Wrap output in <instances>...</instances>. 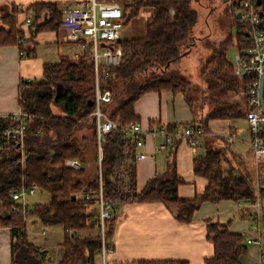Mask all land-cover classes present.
I'll return each mask as SVG.
<instances>
[{
    "label": "trees",
    "instance_id": "obj_1",
    "mask_svg": "<svg viewBox=\"0 0 264 264\" xmlns=\"http://www.w3.org/2000/svg\"><path fill=\"white\" fill-rule=\"evenodd\" d=\"M110 1V0H107ZM122 10L124 26L135 18L142 7L151 9L145 21V35L139 38H125L115 42L121 49V62L108 68V77L101 80L103 88L110 89L111 103L103 106L107 116L119 123L117 129L104 136L101 145V160L98 163L95 118L90 115L94 109V81L92 53L83 48L73 57L60 56L55 63H44L41 81H24L18 86L17 105L25 116L26 129L22 142L2 144L3 131L16 125L8 117H0V227H10L12 242L11 264H42L38 248L27 240L26 217L34 214L45 225L62 227V254L58 264H91L93 256L99 253L102 244L110 246L115 225L116 208L123 203L162 202L175 218L188 223L193 212L203 201L216 202L221 199L254 201L256 183L247 172L234 174L231 168L223 169L221 162L224 149L210 145L217 136L206 137L205 151L193 159L192 171L206 180L201 194L184 199L177 195L183 179L176 171L174 152L166 161V168L150 179L144 188L135 187L136 172L132 144L122 130L131 123L139 124L134 112V103L149 91L180 92L194 114V100L190 95L193 88L190 80L171 69L178 63L185 49H189L195 38L191 34L196 23V11L191 7L193 0H112ZM200 1V0H198ZM217 0H205L206 5ZM253 0L256 7L263 0ZM239 0L234 2L238 5ZM10 6L0 15V46L15 44L25 56L35 55L33 38L41 30H58L63 18L55 2H38L22 8ZM264 13V8H261ZM18 13L30 14L31 24L26 26L29 38H25L24 27L17 24ZM234 33L229 32L220 43L209 44L210 58L200 70L206 87L198 97L207 103L206 113L186 122L202 128L208 135L207 122L210 119L241 118L247 116L246 107L236 99L229 98L244 91L246 78H238L225 55L227 48L235 44L236 51L250 46L244 23L234 17ZM244 98V95H243ZM245 99V98H244ZM245 105V103H244ZM168 132L177 130L171 124ZM86 130L88 135L80 132ZM264 138V134L262 135ZM173 140L171 146L176 144ZM228 142H226V145ZM24 153V159L21 158ZM76 159L80 167H68L66 160ZM130 159V160H129ZM129 160L128 183L124 190L117 183L115 171ZM89 163L92 164L89 165ZM37 184L49 193L45 204L30 206L15 203L9 194L21 185L29 188ZM102 195L114 209L105 219L103 236L98 228V219L91 211L95 206L91 200H84L82 194ZM260 192H263L260 189ZM92 219V220H91ZM206 235L213 252L205 258L204 264H240L246 252L243 235L229 232L225 225L207 220ZM92 232L81 237L80 232ZM137 264H189L185 260L146 259Z\"/></svg>",
    "mask_w": 264,
    "mask_h": 264
},
{
    "label": "crops",
    "instance_id": "obj_2",
    "mask_svg": "<svg viewBox=\"0 0 264 264\" xmlns=\"http://www.w3.org/2000/svg\"><path fill=\"white\" fill-rule=\"evenodd\" d=\"M40 1L55 2L61 9L67 4L81 0H0V15L11 5L25 8ZM27 15L30 16L29 13ZM25 16L24 13H18L17 24L22 22ZM62 18L58 30H41L33 38L35 55L32 57L20 58L19 49L15 44L0 46V115L20 111L17 95L22 80L40 79L44 63H55L60 56L73 57L80 52L76 43L67 42L64 38L68 28L73 24V18L70 15ZM24 33L25 38H29L30 34L26 28ZM134 112L139 117L141 129L145 130L153 124L165 127L173 124L178 128L197 118L183 95L170 90L145 92L134 103ZM207 128H209L208 135L199 139L200 145L194 150L186 140L182 139L171 147L160 149L159 145L163 141L161 136L145 135L143 145L132 148L133 152L144 153L143 158L135 160L137 191L144 188L148 179L164 171L168 155L173 151L176 171L184 181L179 184L177 195L187 199L201 194L207 180L192 171L193 159L204 153L206 137L217 136L223 138L225 142L214 139L210 145L224 149L222 168L230 167L234 174L247 172L256 183V199L250 202L232 199L203 201L193 212L192 220L188 223L176 219L160 201L120 204L115 212L114 232L108 241L112 251L103 257L100 253H96L91 264H137V261L146 259H179L189 264H204L205 258L210 257L213 252L211 242L205 237L207 220L217 221L225 225L229 232L243 235L246 252L241 256L240 264L264 263V159L257 162L254 160L249 144L246 116L227 118V120L213 118L208 120ZM230 133H233L235 142H228L226 145V137ZM118 171H115L112 178H115ZM259 188L263 192H260ZM40 190L48 194L44 200L30 202L25 200L24 203L30 206L34 203L48 202L50 197L48 191L41 188ZM90 209L97 217L96 206H91ZM25 221L27 240L38 248L42 264H58L62 254L59 246L64 232L62 227L44 226L36 215L27 216ZM10 231L8 226L0 227V264H11L12 233ZM90 233L92 232H80V236L84 237ZM246 238H250L253 242L247 243Z\"/></svg>",
    "mask_w": 264,
    "mask_h": 264
},
{
    "label": "built area",
    "instance_id": "obj_3",
    "mask_svg": "<svg viewBox=\"0 0 264 264\" xmlns=\"http://www.w3.org/2000/svg\"><path fill=\"white\" fill-rule=\"evenodd\" d=\"M238 12L240 17L238 20L244 23L247 29V40L250 46L242 50L236 51L234 54V64L232 70L238 78H246L244 82L243 95L245 98V107L247 110V126L249 132V144L255 162L264 159V112L260 105L259 91L260 78L264 71V13L260 7H256L253 0H240L238 3ZM20 12L22 7L17 8ZM237 12V13H238ZM62 16L70 15L73 18V24L68 28V33L64 37L65 40L74 42L82 50L89 48L92 53L93 68L95 74L94 81V109L90 113L95 118L96 142L98 145V163L101 160V145L104 141L106 133L117 129L119 123L112 120L103 110V106L111 103L112 93L110 89L103 88L101 80L108 77V68L121 62V49L115 44L121 39V32L124 27V19L120 5L115 1L107 0H81L74 4H67L61 8ZM236 16V15H235ZM237 17V16H236ZM32 19L26 15L22 22L18 25L26 27L31 24ZM235 29V27H234ZM19 57H24V53L19 51ZM0 117H8L17 124L4 129L2 144L10 145L14 141L22 142L24 131L26 129L25 116L20 112L14 114L0 115ZM125 136L136 147H141L145 135L161 136L163 138L160 149H164L171 145L173 140H186L189 146L194 150L199 145V139L204 135L202 128L185 125L178 127L177 130L168 132L164 125L153 124L147 130L141 129L138 123H131L128 127L122 129ZM233 133L228 134L226 141L235 142ZM24 159V153H21ZM144 153L133 152L135 160L143 158ZM68 167H80V163L76 159L66 160ZM100 188V185H99ZM36 189H40L37 184H32L29 188L21 185L16 191H12L9 197L16 203H20L25 209L24 203L26 196L34 194ZM84 200L94 202L98 213V228L103 236L104 221L110 218L114 212L111 204L103 198L102 188L97 194L81 195ZM92 220V219H91ZM247 243L253 242L250 238H246ZM254 242H256L254 240ZM99 252L102 257L112 251L110 246L102 244ZM259 264H264L260 262Z\"/></svg>",
    "mask_w": 264,
    "mask_h": 264
},
{
    "label": "rangeland",
    "instance_id": "obj_4",
    "mask_svg": "<svg viewBox=\"0 0 264 264\" xmlns=\"http://www.w3.org/2000/svg\"><path fill=\"white\" fill-rule=\"evenodd\" d=\"M237 1L238 0H217L210 5H206L205 0H193L191 3V7L196 11V14H198L196 23L193 25L191 31L195 40L189 49L184 50L181 60L178 63L172 64L170 67L172 70L179 72L181 75H185L192 83L193 88L190 91V95L193 99H195L194 114L198 118L203 116L208 109L207 103L198 101V97L203 93V90L206 87L204 80L200 76V70L203 68L206 61L211 57L208 45L211 43L218 44L229 32L234 33V17L237 15L239 8V6L237 4L235 5L234 2ZM262 7L264 8V0L263 5H261L260 8ZM150 12L151 9L149 7H142L139 10L138 15L131 19L123 27L121 39L144 36L146 32L144 23L150 16ZM235 53V44L230 45L226 50L225 55L231 65L234 64ZM41 76L42 77L40 79H35L34 81H41V79H43V75ZM229 98L236 99L242 104L243 108H245V99L243 98L241 92L237 95H231ZM81 133L86 135L89 134L86 130H82L80 134ZM129 163L130 162L127 161V165L124 164L123 167L118 169L119 171L116 174L117 183L124 190L127 188L126 186L129 179L127 171ZM89 165L92 166L91 163H89ZM47 196L48 194L45 191L42 192L40 189H36V192L26 196L25 200L28 202L42 201Z\"/></svg>",
    "mask_w": 264,
    "mask_h": 264
},
{
    "label": "water",
    "instance_id": "obj_5",
    "mask_svg": "<svg viewBox=\"0 0 264 264\" xmlns=\"http://www.w3.org/2000/svg\"><path fill=\"white\" fill-rule=\"evenodd\" d=\"M260 0H258V4H260ZM7 12V11H6ZM260 13H259V15L260 16H263V12H261V11H259ZM237 18H239L240 17V13L238 12L237 13ZM260 83H261V85H260V91H259V98H260V105H261V108H262V110H263V112H264V71H263V73H262V75H261V78H260Z\"/></svg>",
    "mask_w": 264,
    "mask_h": 264
}]
</instances>
